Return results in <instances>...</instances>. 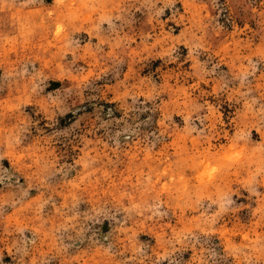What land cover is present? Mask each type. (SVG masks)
Wrapping results in <instances>:
<instances>
[{
    "label": "clouds",
    "instance_id": "1",
    "mask_svg": "<svg viewBox=\"0 0 264 264\" xmlns=\"http://www.w3.org/2000/svg\"><path fill=\"white\" fill-rule=\"evenodd\" d=\"M0 264H264V0H0Z\"/></svg>",
    "mask_w": 264,
    "mask_h": 264
}]
</instances>
